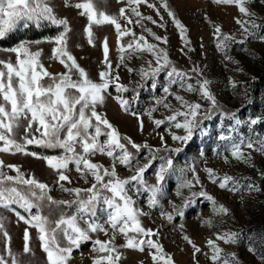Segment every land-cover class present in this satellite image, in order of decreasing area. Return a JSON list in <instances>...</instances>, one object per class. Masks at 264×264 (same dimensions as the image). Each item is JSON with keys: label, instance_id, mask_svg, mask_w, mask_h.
Here are the masks:
<instances>
[{"label": "rangeland", "instance_id": "rangeland-1", "mask_svg": "<svg viewBox=\"0 0 264 264\" xmlns=\"http://www.w3.org/2000/svg\"><path fill=\"white\" fill-rule=\"evenodd\" d=\"M81 2L83 0H67L66 6L65 0H48L56 16L66 19L71 28L68 33V50L88 73L89 78L99 83L101 82L99 73L107 70L103 51V43L106 39L112 76L119 75L118 83L128 89L126 92H118L114 81L103 93L104 103L97 105V112L107 118L121 137H128L141 146L145 144L149 146L148 148L141 147L137 152L127 140H122L141 165L147 163L151 155L155 156L152 166L145 173L148 184L156 183L155 173L159 165L164 162L161 158L172 157L174 160V170L167 174L156 206H149L148 193L134 194L136 207L145 213L139 217L142 226L158 232V236H153L151 239L162 245L164 253L171 256L173 264H212L209 259L212 252L207 245L210 239L218 243L222 249V256L235 254L238 264H264V260L261 259L264 257V177L261 176V173H264V153L255 150L259 148V144L255 142L264 139V40L261 39L264 37V0H250L246 5L255 14L257 23L261 27L256 30L255 36L249 37L244 43L239 42L244 39V35L235 20L237 18L243 20L246 17L238 11L235 5L216 4L214 0H165L176 19L187 30L185 33L187 44L181 38V33L172 18L168 16V12L162 7L161 0H147L148 3L155 5V8H149L145 3L128 5L126 0H94V5L98 10L116 16L122 27L131 29L137 37L145 36L149 43L167 52L170 64L155 77V89L151 87L152 79L145 83L139 75L141 68H147L148 61H152L155 65L154 57L147 51L135 52L129 56L128 52L121 53L119 50L121 45H126L133 39L131 36H124L118 43L114 25H93L94 46L88 43L85 32L88 25L87 16L80 14L82 9L74 7L76 3ZM121 8L126 9V16L131 17L133 24H127L125 19L119 17ZM131 8H136L144 17H152L157 23L153 24L146 19L140 20L139 24L135 23L139 18L132 14ZM157 9L159 15H157ZM161 23L164 27L157 26ZM215 26H220L224 34L235 37V42H228L224 50L217 47L214 35ZM144 28L151 29L156 36L166 37L167 43L156 41L144 31ZM61 31H63L62 26L57 27L47 21L42 22L39 27L35 24H30L27 28L19 27L18 30L0 40V59L15 63V53L4 51V49L13 48L23 41H28L32 42L29 45L32 51H41L39 59L48 72L53 75L63 73L66 69L57 60L50 59L54 44L47 42ZM37 41L40 43H35ZM122 55L125 57L123 63H121ZM172 67L187 75L182 81L184 87H181L180 78L176 77L178 82L170 87L173 95H167L163 88L168 86L167 72ZM194 68L202 73V77L193 71ZM129 69L133 71L129 72ZM202 78L210 82L208 88L217 102L216 107H213L209 100L202 98L198 92L186 91L187 84L198 87L197 82ZM43 82L47 83V78ZM176 95L182 96L190 103H199L202 106L197 117L200 121L199 127L187 145L173 141L170 133L176 135L185 133L183 129L174 127L175 122L165 119L177 110H185L181 108L180 102L175 100ZM117 96L129 101L128 112L121 108L115 98ZM157 101H163V103L158 104ZM164 103L169 104L171 110L165 108ZM153 108L156 110L151 113L150 119L148 111ZM133 112L137 113L143 121V130L140 128V120L131 114ZM206 113L210 114L211 118H206ZM231 113H236L237 117L243 121L240 126H236L234 120L228 118ZM258 117L260 118L259 123L249 124L251 119ZM153 120H165V123L157 127ZM177 120L183 122L184 117L178 116ZM26 124L27 121H21V126L14 129L13 138L17 142H24V125ZM37 126L33 124L34 133ZM35 135L40 134L35 133ZM61 135L63 136V133ZM222 135L228 139H220ZM161 136H163V142ZM105 139L104 136L100 137L101 141ZM241 140L245 143L249 140L254 142L253 149L242 146V151L251 157L248 163L238 161L231 156L233 144L240 143ZM177 148L182 149L178 154L171 151ZM149 149L153 150L152 153ZM26 150L40 156L63 154L59 148H45L35 144L27 145ZM79 150L77 148V151ZM0 160L5 166L19 167L26 178L34 176L38 181L47 184L52 189L49 194L55 200L74 199L73 196L61 191L60 184L57 183V172L48 167L45 160L22 153L3 152H0ZM91 160L104 167H111L112 163L109 157L100 154L91 157ZM69 169L70 171L66 174L72 182L70 184L61 182L64 187L86 189L91 186L93 183L91 176L87 177L88 182L86 183L76 171L75 165L70 164ZM207 169H212L217 177L225 175L233 177L239 182L237 189L230 191L219 188L218 182L212 183L209 179ZM3 171L7 175L16 176V172L8 167H5ZM116 171L122 178L133 174L132 170L126 169L119 163L116 164ZM194 176L199 178L200 184H195ZM186 181H193L194 186L182 188L181 185ZM250 183L256 185L259 191L249 190ZM6 186H12L11 182H6ZM15 186L27 193V186ZM200 191L206 192L219 205H223L228 210V214L217 215L211 201L206 197H194V204L184 209V216H178L173 210V205H182L185 198L191 197L192 192ZM178 192L181 195H177ZM106 194L110 195V193ZM82 195L87 194L82 193ZM41 203L43 205L41 214L48 216L51 221L59 219L61 211L67 215H72L75 211L74 207L68 209L61 206L58 209L55 205L49 207L47 201ZM32 212L35 213L36 209L33 208ZM17 213L26 218L29 216L28 212L16 204L8 208L0 207V222L4 226L0 231V254L5 251L3 231H6L11 237V250L19 255L22 264H48L37 230L20 220ZM162 213L172 214L173 220L168 221L166 215ZM97 216L101 224L107 220L106 212L98 211ZM206 220L210 221V225L204 223ZM81 227H86L83 222H81ZM105 227H107L106 224ZM26 228L31 237L32 252L30 254L23 253V235ZM230 232L238 233L236 243L225 244L216 240L217 234ZM90 235L92 240L108 239L99 232ZM184 236H188L201 249V252L194 254L193 246L183 238ZM58 239L61 247L67 246V241L62 235H59ZM115 243L123 245L124 237L117 235ZM91 248L90 241L83 243L79 249L73 251L68 264H93V257L106 255L94 253ZM249 248H253L254 252L249 251ZM119 251L121 259L118 264H153L149 255L150 250L147 247L143 252L128 248H120ZM160 264H163V261ZM217 264L220 262L218 261Z\"/></svg>", "mask_w": 264, "mask_h": 264}, {"label": "snow or ice", "instance_id": "snow-or-ice-1", "mask_svg": "<svg viewBox=\"0 0 264 264\" xmlns=\"http://www.w3.org/2000/svg\"><path fill=\"white\" fill-rule=\"evenodd\" d=\"M126 2L128 5L145 3L149 8H155V5L148 3L147 0H126ZM214 2L216 4L235 5L238 11L246 17L243 20L239 18L235 20L244 35V39L239 41L240 43H244L249 37L255 36L256 30L261 25L257 23L255 14L246 7L250 0H214ZM65 4L67 6V0H65ZM161 5L168 12V16L172 18L173 23L180 31L181 38L187 44L185 26L176 19L175 14L168 8L165 0H161ZM74 7L82 9L80 14L87 16L88 25L85 32L90 45L94 46L92 26L111 24L115 26L118 43L124 36L133 38L126 45L120 46L121 53L128 52L131 56L135 52L147 51L154 57L155 65L152 61H148L147 68H141L139 75L145 83L147 80L152 79L151 87L155 89V77L170 64L167 52L159 49L157 45L149 43L145 36L140 35L137 37L131 29L122 27L116 16L98 10L94 5V0H83L81 3H76ZM131 12L139 18L135 21L137 24L143 19L149 20L153 24L157 23L150 16H142L136 8H131ZM157 15H159L158 9ZM119 17L125 19L127 24L134 23L131 17L126 16L125 8L120 9ZM161 20H163V17H161ZM44 21L57 27H63V31L47 42L54 44L50 59L57 60L66 71L56 75L48 72L40 62L41 51L30 49L29 45L32 42L23 41L16 47L4 49V51L15 53L16 60L13 63L10 60L0 59V66H2L0 67V142H2L0 152L22 153L45 160L47 166L57 172V183L60 184L61 191L73 196L74 199L55 200L49 194L52 189L47 184L38 181L34 176L26 178L19 167L15 165L5 166L4 162L0 160V207L8 208L10 205L16 204L28 212L29 216L27 218L17 213L18 218L29 227L37 230L41 248L46 253L48 264H68L73 251L89 241L92 244V252L106 254L93 257V264H118L121 259L120 248L136 249L143 252L145 247L150 250L149 255L153 264H160L161 261H163V264H173L171 256L164 253L162 245L151 239L153 236H158V232L142 226L139 217L145 215V213L136 207V200L134 199V194L138 195L144 192L149 194L148 203L150 207L158 204V196L162 194L165 178L168 173L174 170L173 158H161L164 162L159 165L155 173L156 183L148 184L145 173L152 166L155 156L151 155L148 162L141 165L122 140H127L128 144L137 152L141 147L148 148L149 146L147 144L141 146L128 137H121L118 130L107 118L97 112V105L104 103L105 96L103 93L108 90L114 81L118 92L128 91L124 85L118 83L119 75L112 76L106 39L103 43V51L107 70L99 73L101 82L97 83L89 78L88 73L77 63L75 57L68 50V33L71 28L66 19L56 16L48 0H0V40L18 30L19 27L27 28L30 24L39 27ZM157 26L164 27L163 23ZM144 31L148 32L156 41L167 43L166 37L156 36L155 33L151 32V29L144 28ZM214 35L216 36L217 47L221 50L227 48L228 42H235V37L224 34L220 26L214 27ZM261 39L264 40V37H261ZM124 59L125 57L122 55L121 63ZM131 71L133 70L129 69V72ZM193 71L202 77V73L198 69L194 68ZM186 75V73L172 67L167 72L169 81L168 86L163 88L164 93L173 95L170 92V87L178 82L176 77L180 78L181 87H184L182 81ZM45 78H47V83L43 82ZM209 83L207 79L202 78L197 82L198 87L187 84L186 91L198 92L202 98L209 100L213 107H216L217 102L209 91ZM115 98L121 108L128 112L129 101L121 96ZM174 98L180 102L181 108L185 110H177L165 119L169 122H175L174 127L183 129L185 133L184 135L170 133L173 141H177L181 145H187L199 127L200 121L197 120V117L202 106L199 103H190L179 95ZM157 103L160 104L163 101H157ZM163 106L171 110L169 104L164 103ZM155 110L153 108L148 111L150 119L151 113ZM131 114L137 116V119L140 120L137 113L133 112ZM178 116L184 117L183 122L177 120ZM206 118H211L210 114L206 113ZM228 118L234 120L236 126L243 123L236 113H231ZM21 121H27V124L24 125L23 143L17 142L13 138L14 129L21 126ZM259 122L260 118L258 117L251 119L249 124L256 125ZM153 123L159 127L165 123V120H153ZM33 124L38 125L35 128V133H39V136H36L32 131ZM140 128L143 130L142 120H140ZM61 133H63V136ZM101 136L106 137V139L101 141ZM220 139H228V137L222 135ZM161 141L163 142V136H161ZM255 143L259 144V148L255 150L264 153V139H260ZM32 144L45 148H59L63 151V154L60 156H40L26 150L27 145ZM242 146L253 149L254 142L249 140L245 143L244 140H241L240 143L233 144L231 156L238 161L248 163L251 157L242 151ZM77 148L80 150L77 151ZM181 150V148H177L171 151L178 154ZM152 151V149H149L150 153ZM97 154L109 157L112 161L111 167L93 163L91 157ZM225 162H227V158H225ZM117 163L126 169L132 170L133 174L125 178L120 177L116 171ZM70 164L75 165L76 171L80 173L81 178L85 179L86 183L88 182L87 177H92L93 183L90 187L86 189L64 187L61 182L69 184L72 182L66 174L70 171ZM5 167L16 172V176L7 175L3 171ZM206 171L212 183L218 182L219 188L230 191L237 189L239 182L234 180L233 177L228 175L217 177L212 169ZM261 176L264 177V173H261ZM6 182H11L12 186H6ZM194 182L200 184L199 178L194 176ZM15 185L27 186V193ZM193 186V181H186L181 185L182 188ZM248 188L249 190L259 191V188L251 183ZM82 193L87 195H82ZM106 193H110V195ZM177 195H181V193L178 192ZM194 197H206L207 200L211 201L213 210L217 215L228 214V210L223 205H219L206 192L200 191L192 192L191 197L185 198L182 205H173V210L178 216H184V209L194 204ZM44 201H47L49 207L52 205H55L58 209L61 206L68 209L74 207L75 211L72 215H67L61 211L59 219L51 221L48 216L41 214L43 207L41 202ZM33 208L36 209L35 213L32 212ZM98 211L107 213V220L104 224L99 223ZM162 215H166L170 222L173 220L172 214L162 213ZM81 222L86 227H81ZM204 223L210 225L208 220ZM105 224L107 227H105ZM3 227V223L0 222V231L3 230ZM110 231L111 235H109ZM98 232L103 233L108 239L103 241L100 239L92 240L90 234ZM130 233L134 235H129ZM3 235L5 237V251L0 254V264H22L19 255L14 254L11 250V237L6 231H3ZM59 235H62L67 241V246L61 247L58 239ZM117 235L124 237L125 243L123 245H116ZM183 238L193 246L194 254L201 252V249L188 236ZM30 239V233L26 228L23 235L24 254L32 252ZM216 240L225 244H234L238 240V233L217 234ZM207 245L212 252L209 257L212 264H217L218 261L220 264H238L235 254L222 256V249L216 241L210 239L207 241ZM153 249L154 252L151 251ZM249 251L254 252V249L249 248ZM261 259L264 260V257H261Z\"/></svg>", "mask_w": 264, "mask_h": 264}]
</instances>
